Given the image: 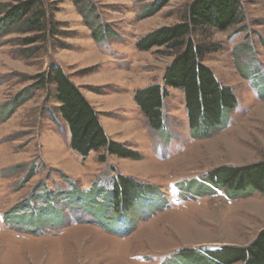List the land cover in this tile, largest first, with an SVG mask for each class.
<instances>
[{
    "label": "rangeland",
    "instance_id": "374dc122",
    "mask_svg": "<svg viewBox=\"0 0 264 264\" xmlns=\"http://www.w3.org/2000/svg\"><path fill=\"white\" fill-rule=\"evenodd\" d=\"M21 1L0 0V18ZM43 1L54 34H0V264H241L227 247L248 246L264 229V193L227 184L222 167L264 161V0H240L241 24L207 31L218 49L204 62L237 106L200 138L183 88L168 87L161 129L135 102L174 59L166 46L137 42L179 22L192 0L147 17L158 0ZM52 64L134 155L71 148L56 85L40 84Z\"/></svg>",
    "mask_w": 264,
    "mask_h": 264
},
{
    "label": "trees",
    "instance_id": "16d2710c",
    "mask_svg": "<svg viewBox=\"0 0 264 264\" xmlns=\"http://www.w3.org/2000/svg\"><path fill=\"white\" fill-rule=\"evenodd\" d=\"M74 1L80 4L85 0ZM169 1L158 0L140 14L142 17L152 15ZM240 3V0H192L185 7L179 22L160 27L139 39L137 48L150 50L156 46H166L174 54L173 61L164 72L163 82H155L135 94V102L151 127L161 129L165 126L163 105L170 95L168 87L183 88L190 131L199 138L213 135L236 108L235 91L224 84L204 60L209 53L218 49L207 31H224L241 24L243 14ZM46 10L43 0H23L8 10H2L0 34L13 26L16 31L38 33L39 37L49 36V31L54 34ZM95 32L92 31L93 37L97 35ZM200 34L202 40L198 38ZM37 36L28 37L26 43L36 42ZM102 37V34L99 35L97 41H101ZM48 82L56 85L61 103L59 112L70 126L71 148L74 151L83 157L92 150L102 148L120 157L134 155L122 142L109 137L98 111L63 68L52 64L40 79V84ZM99 158L104 161L106 155L102 154ZM222 169L229 170L225 177L227 184L235 188L253 184L264 193V161ZM227 248L235 250L232 263L264 264V229L248 246Z\"/></svg>",
    "mask_w": 264,
    "mask_h": 264
}]
</instances>
